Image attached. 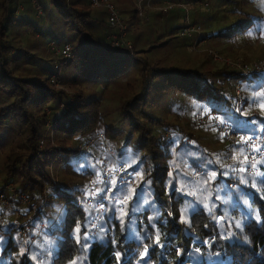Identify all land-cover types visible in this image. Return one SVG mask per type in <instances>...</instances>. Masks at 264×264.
<instances>
[{
	"label": "trees",
	"instance_id": "obj_1",
	"mask_svg": "<svg viewBox=\"0 0 264 264\" xmlns=\"http://www.w3.org/2000/svg\"><path fill=\"white\" fill-rule=\"evenodd\" d=\"M58 1L64 4L61 5ZM125 1L117 0L121 11L126 15L128 10L123 5L127 8L128 4ZM165 1L182 3L181 0ZM226 1L228 5L234 4L233 14L239 12L245 19L222 26L217 35L207 28L204 38L217 36L229 39L239 35L243 37L249 31L260 35L264 19L242 9L253 0ZM49 3L45 5L41 16L36 15L31 5L32 14L42 19L36 25H28L26 9L16 15L18 0H0V121H6L7 124L5 128H0L1 184L12 182L20 193L28 195L38 207V222L43 224V230L40 234L38 232L35 242L29 244L30 249H26L16 229L12 227L11 231L7 230L10 225L13 226L8 218L7 223L0 227V236H3L5 241L0 245L3 248L0 258L5 264H36L29 259L30 252L36 249L41 251L37 243L43 244L47 239L50 244L45 245V250L40 256L47 264H71L74 259L80 264L82 256H86L84 264H125L123 253L127 248L136 247L135 244L123 242L125 231L130 220L135 219L138 230L151 233L153 240L159 230L160 241L166 246L164 249L153 248V240L145 241L150 246L151 255L146 257L150 264H180L181 256L183 264H200V261L190 258L188 252H192L194 257L207 255L208 252H227L232 258L231 264H264V185H253L251 180L248 185L239 184V175L247 176V172L233 173L229 170V175L225 177L221 175L223 171L216 167V179L212 180L210 185L196 189L198 180L193 178L195 173L189 166L205 165L209 154L202 151L203 155L199 161H187L182 155L183 137L173 136L174 132H170L176 126L175 123L159 119L155 112L160 103L172 109L174 114L184 110L201 114L202 111H217L223 114L231 111L240 116L241 120L255 121L264 127V117L258 114L242 115L245 109L254 103L249 100L248 93L264 86V71L260 72V68L248 78H241L236 72L222 66L211 72L163 66L161 59H156L153 55L174 47L183 37L182 26L176 21L181 16L180 12L176 11L177 8L167 14L158 11L152 22H142L136 16L134 6H131L133 15L129 21L132 25L127 24V27L128 31L131 29L129 34L134 51L129 52L109 46L106 37L112 29L107 19H101L98 13L93 11L95 9L90 7L89 0H49ZM43 15L45 23H41ZM210 18L212 17L207 15L203 22L202 19L195 18L193 25L209 24ZM136 20L146 24V27H135L133 23ZM46 29L52 32L51 36L60 32L62 37L77 42L74 48L69 43L60 44L53 38L50 40V44L55 48L65 44L73 48V59L64 67L66 71L74 74L71 77H60L61 85L67 90H72L76 97L72 106L73 116L66 115L64 110L59 109L66 99V94L54 88L49 81L54 68L53 60L37 57L32 49L23 47L18 39L20 34H38ZM186 38L182 40L189 43L190 38ZM35 63L40 65L39 72L33 71ZM24 65H29V68H24ZM237 80H240L242 87L239 114L236 111L237 98L234 91ZM244 81L248 83L245 90L242 86ZM258 81L260 82L257 83ZM85 83L103 84L104 88L114 84L124 86L128 97L117 106V125L110 127L104 123L106 115L101 95L86 93L82 86ZM46 110H51L53 117L57 113L64 117L55 127L52 141L46 136ZM8 128L12 129L13 135L2 132ZM157 128L164 132L163 135L157 133ZM165 132H170L171 135L163 137ZM21 134L24 135L23 148L4 153L5 147L14 144L16 136ZM98 134H103L110 142L117 140L119 135L124 136V144L117 153L119 160H127L128 157L131 159V155H126L127 145L132 147L133 155L142 153L143 175L140 187L135 193H139L141 188H148L149 194L145 196L152 206L144 204L145 210L137 212L133 217L132 209L136 201L134 193L124 204L127 215L122 217L119 211H105L99 224L106 229L104 242L96 240L87 253H82L84 232L87 230L90 234L95 210L80 205V197L88 184L89 175L99 171L100 163L97 161L106 153L99 152L97 146L87 152L82 151L81 147ZM234 151L227 160L232 169L237 166ZM85 156L95 168L88 172L74 170V162L84 160ZM57 159L59 160L55 163ZM140 163L128 169L136 171L140 168ZM50 164L56 165L63 172L62 180L58 181L57 186L49 172ZM246 165L241 156L238 167ZM258 168L264 172V160ZM202 169L203 167L196 168L195 172ZM74 179L86 183H75ZM174 187L183 188V191H173ZM209 187L220 191L218 195L222 197V201L215 199L217 195ZM113 192L115 193V189ZM237 196L239 205L236 203ZM245 200L259 212L260 222H256L255 216L246 221L242 219L247 208V205L243 204ZM44 202L45 209L40 211ZM205 204L208 205L207 209L204 208ZM108 207L107 202L106 209ZM185 207L188 208L187 215L183 212ZM193 207L198 209L195 213L192 211ZM209 209H212V212ZM213 215L224 216V219L218 224ZM182 216L184 219H181ZM149 217H152L151 221ZM121 219L124 220L123 225L120 223ZM237 220L243 223L242 232L235 227ZM48 221H55V224H48ZM229 222L232 224L231 229L228 227ZM152 224H155V228L151 227ZM77 225L80 226V244H77L75 239ZM228 231L235 233V236L231 239L221 238V234L227 235ZM244 235L249 238L248 242H243ZM113 238L115 244L111 243ZM168 241H171L170 245ZM194 241H207L208 244ZM21 247L27 250L23 256L19 253ZM197 247L199 252L195 251ZM47 251H51L52 255L48 256ZM116 251L121 253L119 262L115 256ZM140 251H143V247ZM138 259L139 256L132 260L131 264H136Z\"/></svg>",
	"mask_w": 264,
	"mask_h": 264
},
{
	"label": "rangeland",
	"instance_id": "obj_2",
	"mask_svg": "<svg viewBox=\"0 0 264 264\" xmlns=\"http://www.w3.org/2000/svg\"><path fill=\"white\" fill-rule=\"evenodd\" d=\"M38 3L42 6L43 9H45V5H49V0H43L39 1ZM111 2L116 6L120 14L125 19L126 24L132 25L130 23V18L133 15V3L131 0H126L127 2V8L126 5H123L124 8L128 11L125 15L124 12H122V8L119 7L117 0H111ZM164 2H168L165 0H152L151 1V7L148 9V16L150 18V22L155 18L157 15V7L163 4ZM182 3L190 4L191 8L188 13L189 21L193 25V19H202V22L205 20L207 15H210L212 18H210V23H205L204 26L201 25H195L196 27L200 28V31L202 32V36L205 35L207 28H210V31L214 35H217L218 31L221 30L222 26H228L233 24L235 21L243 20L245 19L244 16H242L239 12L237 14H233L234 10V4L228 5L226 0H181ZM207 2L209 7L208 10H205L202 7V3ZM160 4V5H158ZM22 5L24 6V9L27 10V23L28 25H36L39 23V21L42 18H38L32 14V8L30 0H25L22 2ZM131 7V8H130ZM245 12L252 13L255 16H258L262 19H264V4L260 3V0H253V2L249 5H245L242 8ZM25 10V11H26ZM135 10V9H134ZM94 12L98 13L101 19H104L106 21L107 14L104 8H98L93 10ZM176 11H179L181 16L178 17L177 24L180 26H185L184 18L185 13L179 9H176ZM174 14V13H173ZM43 20L41 23H45L44 21V15L42 16ZM255 22V21H254ZM135 27L143 29L145 28L146 24H143L140 20H136L134 23ZM264 25V23H263ZM46 26V24L44 25ZM194 26V25H193ZM131 31V29L129 30ZM128 31V39L131 41L132 38ZM251 32V31H249ZM249 32L245 36H236L234 38L224 39L220 37H212L210 39H205V42L199 41L197 39V34L191 33L189 37L185 36L182 32V38L179 40L177 45L171 48H167L164 52H160L157 54H154L153 57L156 59H161V63L165 67H179L182 69H198L200 71L205 72H211L215 71L221 68V66L215 62H213L206 54L207 49L214 50L215 52L219 53L220 55L230 58V59H237L242 58L246 61V63H257L260 66V72L264 71V27L260 33V35L252 34L250 35ZM52 32L48 29L39 32L38 34H33L28 32L26 35L20 34L18 36L19 42L23 47L26 49H32V52L36 54L37 57H41L44 60H53L52 56V50L49 48V44L51 43V39L53 38L56 42H60V44L66 42L71 44L74 48L77 46V42L71 38H65L62 37L60 32H57L51 36ZM190 38V42L187 43L186 41H183L182 39H185V37ZM186 38V39H187ZM52 56V57H51ZM66 66V64H65ZM24 68L28 69L29 65H24ZM33 71H40V65L37 63L34 64ZM54 72V68H53ZM74 73L70 71H66L65 67L62 70L61 76L64 75L67 77H71ZM258 81L257 83H259ZM260 85V84H258ZM86 93L93 92L96 96L101 95V100L103 101V110L106 115L104 118V123L110 127H113L114 125L118 124V112H117V106L118 104L126 99L128 97V92L124 88V86L119 85H108L105 88L103 87V84H94V85H88L87 83L82 85ZM243 90H245L248 87V83L246 81L242 84ZM256 87V86H255ZM71 92L72 90H69ZM242 94V90H241ZM249 100L254 102L251 107H247L242 115L249 116L251 114H258L259 116L264 117V86L252 90V92L248 93ZM241 102V99H240ZM240 107V106H239ZM48 108V107H47ZM52 112L51 110H47ZM156 116L159 119H162L163 121L175 123V127L171 129V133H173V136H182L183 137V144L184 148L182 150V155H184V158L189 161L192 160L193 162H197L202 158V151L206 152L208 155L206 159V163L203 167V169L199 172V176L197 179H195L194 175L193 178L195 180H201L204 178L206 173H209L211 171H217L216 167H219L223 172L232 170L231 163L227 162V160L231 157V152L234 150L228 149L229 147L224 142V140L221 138V136L213 129L211 128H196L193 126L191 120L193 114L199 115L201 113L199 112H193L189 113L188 111L184 110L183 112L179 111V114H174L173 110L165 106L164 103H160L158 107L156 108ZM202 113H204L202 111ZM242 113V112H241ZM241 115V114H240ZM176 118V119H175ZM6 121H0V128L6 127ZM179 125V127H178ZM252 125V124H251ZM260 123H255V125L251 128L256 129L255 134H257L258 130L261 128ZM1 130V129H0ZM12 129L8 128L2 132L7 133L8 135H13ZM157 133H161L163 135V131H161L159 128L156 129ZM175 134V135H174ZM99 135V134H98ZM96 135L94 138H92L91 141L95 140ZM164 137V136H163ZM23 138L24 135L21 134L20 136H16L14 144L11 146H6L4 149V153H8L10 150H17L20 148H23ZM106 145L114 152L113 157H109L106 154L104 157L107 159L108 164H115L117 161L124 162L126 165H130L128 167H133L136 163H140V168L136 171H131L132 173L136 174L135 178V185L130 187L131 189L137 190L140 186V181L142 178V170L144 164L142 163V153L133 155L132 150L130 146L127 145L126 149V155H131V159L128 160H119L117 159V153L120 151L122 144H124V136L119 135L117 140L115 141H108L104 137ZM189 141L186 143V141ZM99 143L95 142L91 147L97 146L99 148ZM89 149V150H90ZM236 153V151H234ZM210 158V159H209ZM59 159L55 163L58 162ZM135 161V163H133ZM208 161H212L211 164H208ZM1 175V171H0ZM229 175V174H228ZM2 177V175H1ZM63 177V172L59 170V176L58 181H61ZM74 182L81 183L82 185H85L86 182L78 179H74ZM211 182V181H210ZM210 182L208 185H210ZM204 185L197 184L196 189L203 188ZM211 191L213 188L209 187ZM215 191V190H213ZM145 195H148V188H144ZM220 191H215V195H218ZM128 194V190H125L124 192L120 193V199H124V196ZM134 196V193H132L131 198ZM222 201V197L220 199ZM118 208H125L124 204L116 205ZM59 214V213H58ZM43 224L38 222L37 218H35V221L32 223V227L29 231V234L31 237L37 236L41 233L43 230L42 227ZM32 232V234H31ZM39 232V234H38ZM29 236V239L31 238ZM30 249V248H28ZM32 252H38L31 251ZM20 253V251H19ZM42 259V257L38 258Z\"/></svg>",
	"mask_w": 264,
	"mask_h": 264
},
{
	"label": "built area",
	"instance_id": "obj_3",
	"mask_svg": "<svg viewBox=\"0 0 264 264\" xmlns=\"http://www.w3.org/2000/svg\"><path fill=\"white\" fill-rule=\"evenodd\" d=\"M22 1L18 0L19 4L16 9V15L20 14L24 10V6L21 4ZM135 9L136 16L142 22H148L150 20L148 16V9L151 7L152 0H131ZM31 5L37 16H41L43 14V8L38 3L37 0H30ZM61 5L64 3L62 1H58ZM89 5L91 8L98 9L104 8L107 13V23L112 29V31L107 35L106 40L109 46L113 49H124L129 52L134 51V47L132 42L128 39V27L125 22V19L120 14L116 6L111 2V0H89ZM190 4L187 3H172V2H164L160 6L157 7V11L162 14H167L170 10L177 8L185 13V26H183L182 32L185 36L189 37L191 33L197 34V39L201 42H205L204 36H202V32L199 27L193 26L188 17V13L190 11ZM202 7L205 10H208V3H202ZM49 48L52 50V56L54 59V72L49 77L50 83L54 88L58 90H62L66 94V99L60 104L59 109L64 110L66 115L73 116L72 106L76 102V97L72 92H69L65 89L60 82V77L62 74V70L65 64L73 59V48L69 44L62 45L58 48H55L53 44H49ZM207 56L215 63L219 64L222 67H226L230 71L236 72L241 78H248L253 72L258 71L260 66L257 63H251L248 65L246 61L242 58L230 59L226 58L214 50L207 49ZM241 83L240 80H237L235 83V96L237 98V106L236 111L240 106L241 99ZM65 103H68L67 105ZM239 114V110L237 111ZM53 112L46 110L47 120L45 123L46 136L53 140L54 129L55 127L63 121V116L57 113L55 117L52 116ZM211 117V118H210ZM240 117V116H239ZM219 118V119H217ZM224 119V114L217 111H207L199 115H194L192 117V124L196 128H207L211 127L215 130L228 147L235 149L236 153V161L237 166L236 169H239L238 165L241 160V156L245 161V156L248 157L245 168L250 169V164L254 161L252 160L253 155L256 156L257 159H261V152H264V127H261L257 134L253 136L252 139H249L245 136V139H241L244 136V133H238L225 126V124L220 123V120ZM223 134V135H222ZM170 132H165L164 137L170 136ZM255 136H259L260 140L256 141ZM99 143V152L106 153L109 157L114 156V152L106 145L103 134H99L95 140L90 141L88 144L83 145L81 150L87 152L90 147L95 143ZM189 142L188 140L186 143ZM43 142H41L42 144ZM258 145L259 151H253V146ZM243 149V151H241ZM123 166V167H122ZM119 169L118 171H113V168ZM50 175L55 182V185H58V176H59V167L54 164H50L49 166ZM100 180H107L108 175H114L117 177V184L119 185L120 180L119 177L125 176L127 178V174H132L133 179L131 180L130 187L135 185L136 174L132 173L128 166L124 162H116L111 165L107 163V159L102 157L100 160ZM199 173H195L194 177L197 179ZM98 180L95 174L89 175L88 184L84 187L83 192L80 197V205H85L88 208L95 210V217L99 216L101 213H105L104 209H101L100 212L96 211V208L99 206V195L96 198H93L91 195H85V190L94 191L95 188H104V183L96 182ZM96 182V183H94ZM107 200L103 201L106 204ZM46 203L44 202L43 206L39 209L43 211L45 209ZM0 208L4 211L0 213V227H3L8 218H10L13 227L16 229L18 236L24 243L26 249H28L29 244L35 242L37 236H33L29 239V231L32 227V223L35 221L36 213L38 211V207L34 204L28 195L24 193H20L17 188L14 186L12 182H7L1 184V175H0ZM94 217V218H95ZM94 221V219H93ZM92 221V222H93ZM101 220H95V223L99 226ZM98 228H93L92 223L90 225V236L96 233Z\"/></svg>",
	"mask_w": 264,
	"mask_h": 264
},
{
	"label": "snow or ice",
	"instance_id": "obj_4",
	"mask_svg": "<svg viewBox=\"0 0 264 264\" xmlns=\"http://www.w3.org/2000/svg\"><path fill=\"white\" fill-rule=\"evenodd\" d=\"M261 4H264V0H260ZM249 34L251 35L252 33L249 32ZM262 107H264V105H262ZM239 109H237L238 111ZM211 118V117H210ZM219 119V118H217ZM220 123L225 124L226 127L231 128L232 130H234L235 132L238 133H244L245 135L241 137V139H245V136H247L249 139H252L253 136L255 135L256 129L251 128L250 125L254 124L255 121H247V120H241V118L237 115H235L234 112L228 111L224 113V119L220 120ZM223 135V134H222ZM255 140L258 141L260 140L259 136H255ZM241 151H243V149H241ZM253 151H259V146L258 145H254L253 146ZM261 159H257L255 155H253L252 160L254 161L253 163L250 164V169L251 171H249L248 168L245 167H240L239 169L233 168L232 171L233 173H245L247 172V176L245 175H239V184H243V185H248L249 184V180H251V183L253 185L255 184H261L264 185V172H262L260 170V168H258V165H260L262 163V160H264V152H261ZM248 157L245 156V161H247ZM75 163V169L78 172H88L89 170H92L95 168L94 164H91L87 161V158L85 156V159L79 162H74ZM97 163H100V161H97ZM133 163H135V161H133ZM208 164H211L212 161H208ZM130 166V165H128ZM123 167V166H122ZM189 167H192L193 172L195 173L196 168H202L204 167L203 164H198L195 166L190 165ZM119 169H116L115 167L113 168V171H118ZM135 171V170H134ZM228 172L225 171L223 173H221L222 176H228ZM95 175L97 176L98 180L96 182L99 183H104L105 187L104 188H95L94 191H89V190H85V195H91L93 198H96L98 196V194L103 193L102 195H99V206L98 208H96L97 212H100L101 209H104L105 211H119L121 213V216H125L128 213H126L124 211L123 208H116L115 205H119V204H126V201L128 199H131V195L132 193H135L134 189L130 188V183L131 180L133 179L132 174H127V178L125 176H121L119 177L120 183L119 185L117 184V177L114 175H110V174H106L108 175L107 180H100V173L99 171L95 172ZM217 177V172L216 171H211L209 173H206L204 178L201 180H198L197 183L198 184H202V185H207L210 181L215 180ZM94 182V183H96ZM148 183L150 184L151 181H148ZM230 188V186H229ZM113 189H115V193L113 192ZM237 189L239 191V186H237ZM125 190H128V194H126L124 196V199H120V193L124 192ZM173 191H183V188L181 189H176L175 187L173 188ZM136 194V201L135 204L133 206L132 209V215L133 217H135L137 212H141L144 211L145 209L143 208L144 204L149 205V207H151L152 205L150 204V202L148 201V199L145 196V192L144 189L141 188L139 193H135ZM189 195H195V193H188ZM178 199H180L178 197ZM199 199V198H198ZM216 200H220L221 197L219 195H217L215 197ZM107 200L109 207L108 209H105V204L103 203V201ZM113 201H115V205H113ZM236 203L239 205L240 204V200H239V196L236 197ZM244 205H247V208L244 210L242 219L243 220H247L249 218H251L252 216H255V220L256 222H260V215L259 212L256 211L255 209H253V207L248 204V201H243ZM204 208L207 209L208 205L205 204ZM215 208V205H213V209ZM198 209L196 207L192 208V211L195 213ZM4 210L2 208H0V213H2ZM210 212H212V209H209ZM183 212L185 213V215H187L188 212V208L185 207V209H183ZM112 217H109V219H111ZM103 219V213H101L99 216L94 218V221L92 222V227L93 228H98V232L92 234L90 236L89 232L86 230L84 232V237H83V244L81 245V252L82 253H87L88 249L90 248V246L96 241L99 240L100 242H104V237L106 235V229L104 226L102 225H97V223H95V220H102ZM181 219H184V216L181 217ZM213 219L219 224L220 221H222L224 219V216H215L213 215ZM149 220H152V217H149ZM48 224H55V221H48ZM120 223L123 225L124 224V220L121 219ZM13 226H9V228L7 229L8 231H11V228ZM151 227L155 228V224H152ZM229 229H231L232 224L231 222H229L228 225ZM235 227L237 229H239L241 232L243 231V223L241 222V220H237L235 223ZM80 232V226L77 225L76 229H75V239L77 244L81 243V238L79 235ZM235 236V233H233L232 231H228L227 235H224L223 233L221 234V238L223 239H231ZM147 240H153V236L151 233L147 232V231H141L138 230L137 225H136V221L135 219L130 220L127 230L125 231V236H124V243L125 244H135L136 247L135 248H127L125 250V252L123 253L124 256V261L125 264H131V261L136 259L137 256H139V259L136 261V264H141V262L143 261L144 264H150V260L146 259V257H150L151 252H150V246L145 243V241ZM249 238L247 237V235L243 236V242H248ZM4 237L0 236V245H2L4 243ZM111 243L115 244V240L113 238V240L111 241ZM194 243H203V244H208L207 241H203V242H198V241H194ZM50 244V242L45 239V243L40 244L37 243V247L39 249H41V251L38 252H32L29 255V259L32 261H35L36 264H47V261L43 260V259H38V257H40L44 250H45V245ZM168 244H171V241H168ZM143 247V251H140V248ZM152 247H160L162 249H164L166 246L165 244H162L160 241V232L159 230L156 231L155 234V239L153 240V244ZM209 247H211V245H209ZM27 250L23 247L20 248V255H25V252ZM196 252H199V247H197L195 249ZM3 252V248L0 247V253ZM48 256L52 255L51 251H47L46 253ZM179 255V253H178ZM187 255L190 258L196 259L198 261H200V264H231V257L228 256L227 252H208L207 255H200L199 257H194L192 252H188ZM115 256L117 258V261H120V257H121V253L119 251L115 252ZM86 259V256H82L80 258V264H84V260ZM0 264H5L4 260L2 258H0ZM71 264H77V260H72ZM180 264H183V256H181V261ZM250 264V262H249Z\"/></svg>",
	"mask_w": 264,
	"mask_h": 264
}]
</instances>
